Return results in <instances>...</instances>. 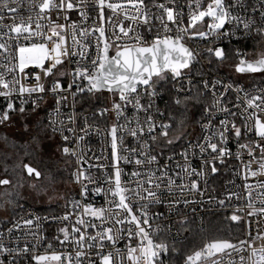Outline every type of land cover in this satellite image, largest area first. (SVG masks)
<instances>
[{
  "label": "snow or ice",
  "instance_id": "1",
  "mask_svg": "<svg viewBox=\"0 0 264 264\" xmlns=\"http://www.w3.org/2000/svg\"><path fill=\"white\" fill-rule=\"evenodd\" d=\"M150 2L161 12L155 20L163 35L158 30L149 40L139 30L144 27L151 33L155 27L145 0H0V98H3L0 128L13 127L16 123L13 117H16L20 122L16 131L21 137L29 138L23 145L25 156L31 155L27 151L31 142L37 147L44 145L52 156L59 153L62 157L75 158L77 168L71 177L80 185L79 196L86 198L89 192L103 193L105 200L101 207L91 203L81 205L75 198L67 200L65 206L76 214L75 223L71 231L67 226L59 228L63 238L57 236L56 239L62 246L71 245L73 253L38 255L35 250L44 238L32 231V227L39 229L41 219L68 221L72 212L59 217H41L30 212L27 218L17 219V209L23 212L24 205L19 203L21 196L16 189L23 184L0 178V186H8L0 191L3 198L0 209L7 205L12 212L10 218L3 221L4 225L11 226L0 230V264L6 261L20 264L21 260L27 264L29 259L35 264H73V261L74 264H114L112 252L105 251L107 246L116 253L115 264H125V261L128 264H223L225 257L227 264H264V247L253 246L257 237L264 238V206L255 207L252 186L244 184L247 198L244 207L234 208L225 217L230 226L243 225V238L208 239L209 229L203 216L196 214L195 206L206 204L205 211L210 212L217 205L221 209L226 207V199L231 202L233 196L238 200L240 197L228 192L226 199L209 195L206 201L196 200L194 194L203 198L205 192L200 189L198 180L192 178L204 179L207 186V177L218 171L216 161L223 163L225 156L232 155L227 148L230 140L237 145V159L241 158V152L249 158L242 161L243 179L264 175V118L261 116L264 114V0H257L256 4L246 3V0H188L186 21L182 11L174 10L175 0H171V4ZM25 5L29 15L18 16L19 9ZM125 5H130L135 14L127 12ZM105 9L112 14L123 13V19L119 15L105 17ZM73 13L77 20L71 19ZM89 21H92L91 26H88ZM170 24L175 27L174 34ZM189 41L209 45L203 52L210 66H225L227 61L234 60L228 66L236 74L259 76V83H253L250 92L220 78H204L203 70L196 67L200 53L188 46ZM249 41L260 48L255 58H249L250 54L245 51ZM169 81L175 95L165 102L162 110L155 100L162 96V85ZM221 87L224 91L218 94ZM229 91L236 93L235 103L226 100ZM104 93H108L109 98H105ZM209 95L212 104H202ZM49 97L52 104L45 109ZM93 98L101 105L107 99V106L94 109V116L103 117L111 111L118 121L122 118L125 121L113 124L108 132L113 173L107 176V188L81 166L87 163L81 143L93 130V125L84 116L83 126L77 131L75 108L78 103L83 108ZM70 100L71 110L62 112L69 107ZM189 102L202 108V136L195 141L188 140L179 153L184 160L179 167L189 180L185 183L181 176V182L176 184L168 171L173 155H168L166 162L160 164L158 155L151 153L158 149L159 156L163 157L165 149L174 150L176 143L184 139L182 129L186 117L176 119L171 109L186 111ZM129 107L132 117L126 115ZM42 111L47 115H41ZM140 113H144L143 120ZM217 113L224 114L218 124L214 123ZM237 113L240 124L236 122ZM96 131L100 134L99 129ZM118 132L120 145H123L125 132L139 144V150L125 148L124 151L131 156H136L138 151L141 158L133 161L129 156L118 154ZM170 132L175 134L170 135ZM145 133L151 143L143 140ZM0 139L7 145L10 137L4 133ZM17 143L12 141L13 146ZM196 155L201 157L199 169L190 163V157ZM121 162L134 163L141 170H134L128 181H122ZM253 162H258L255 170L251 168ZM12 170L21 180L42 177V172L23 158ZM4 171H8L7 166ZM43 179V185H28L36 191L37 197L47 194L55 183L51 173ZM256 187L264 189V181ZM186 193L193 194L192 198ZM260 195V203L264 205V193ZM53 199L48 196L49 202ZM59 199L65 197L61 195ZM197 222L199 227L194 228ZM21 232L35 242L21 246ZM5 233L10 237L15 234L14 247L2 242ZM197 238L201 246H197ZM133 239L137 241L135 246L131 243ZM121 240L126 241L124 256L116 247ZM47 247L51 248V243Z\"/></svg>",
  "mask_w": 264,
  "mask_h": 264
},
{
  "label": "built area",
  "instance_id": "2",
  "mask_svg": "<svg viewBox=\"0 0 264 264\" xmlns=\"http://www.w3.org/2000/svg\"><path fill=\"white\" fill-rule=\"evenodd\" d=\"M113 2H122V0H113ZM156 3H165V4H171V0H156ZM145 3L148 4L149 8H150V15L153 17L151 23L153 25H155V27H153L152 32L148 33L147 29L144 27H141L139 30L144 34L146 39H151L152 36L157 34V31L159 30L160 34L163 35V31L162 29L159 28V22L157 20H155V17L158 15H161V12L159 10H157L156 8L152 7L151 3H148L145 0ZM246 3H251V4H256L257 0H246ZM188 0H175L174 3V10L179 12L182 11L184 13V19L185 21L187 20V13H188ZM26 5L22 6L19 9V12L17 13L18 16L22 15L27 17L29 15V13L25 10ZM125 10L127 12H129L130 14H135L134 9L130 6V5H125ZM95 15V13H93V16ZM108 15H113L114 18L116 15H119L121 19H123V13H117V14H112L110 13L109 10L105 9V17H107ZM71 19L72 20H77L78 17L75 13L71 14ZM257 19H258V14H257ZM165 22H167L165 20ZM127 23V22H126ZM92 21L88 22V26H91ZM135 26V25H134ZM170 27L173 28V34L175 32V27L173 25L170 24ZM233 44H236L235 41H233ZM251 44L252 46V42H246V46H245V51H247L249 54V49H248V45ZM188 46L191 47L193 50L197 51L200 53V56L198 57L200 63L196 66L197 69H202L203 72L205 73V77L207 79H211L213 77L216 78H220L222 80H224L225 83L228 82H233L234 84H239L241 86L244 87L245 90L247 91H252V85L253 82L252 80H247L244 78V75H242L241 78L233 80L230 77H227L221 73L215 72L209 65L208 63V57L207 54L203 52V49L205 47H208L209 45L204 44V43H192V42H188ZM225 48L228 47L227 44L223 45ZM239 46V45H237ZM258 48V47H257ZM249 58H253V56H249ZM31 67V66H30ZM36 71H39L38 69ZM172 83V82H171ZM176 87H179V85H177ZM173 89V84H170V88L169 91H166L164 87H162L163 90V94L160 98L155 100V104L161 108L162 110L164 109V105L166 101H170V97H174L175 93L172 91ZM224 89L218 88V94L219 92H223ZM241 98L243 99V93H240ZM235 97H236V93L234 91H229L226 93V100L231 101L232 103H235ZM109 98V97H108ZM3 104V98H0V105ZM52 104V100L51 98H46V103L44 104V108L47 109L49 105ZM202 104H207V105H211L212 104V97L209 95L207 97H205L202 100ZM102 106H107V102L105 105ZM100 106V107H102ZM199 106V105H198ZM229 107H231V104L228 105ZM71 110V100L69 101V107L68 108H64L62 109V112L66 113L68 111ZM202 110V109H201ZM75 111L77 113V131L79 130V127L83 126V117L87 116L88 117V123L90 125H93V130L87 135L85 136L84 141L81 143V148L84 150L85 154H86V159H87V163H83L81 166L85 169V170H89L92 174V176L97 180L98 183L103 184V186L105 188L108 187V184L106 183V179L107 176H111L113 173V169L111 167V136L108 135V132L111 128V126L113 124H123L125 121L124 119H120L119 121L117 120L115 113L109 111L105 116L100 117L98 114L97 115H93V111L94 109L91 110H84L83 108H81L80 104L78 103L76 105ZM233 111H235V109H233ZM47 115V112L44 111V116ZM126 115L128 117H132L133 112L132 109L129 107ZM217 119L216 121H214V123L218 124L219 119H223L224 118V114L223 113H217ZM262 118H264V114H261ZM239 113H237V124H240V120H239ZM167 117H165L166 119ZM140 119L143 120L144 119V113H140ZM231 119V117H230ZM203 122V116H202V111H200L199 114V119L197 120V122L195 124H192V126L190 127V132L189 134H185L184 139L181 141H178L174 147V150H169V149H165V155L163 157H160L158 154V149L156 151H153L151 154L154 155H158V160L160 164H164L166 162V157L168 155H173V159L171 161L168 162V171H169V175L176 181V184H179L180 181V177L183 176L184 177V182L188 183L189 177H187L186 175H184V173L181 171V168L179 166H182L184 164V160L183 158L179 155V153L183 150V146L188 142V140H192L195 141L198 137L202 136L201 133V123ZM96 129H99V133L97 134ZM121 134L118 132L117 133V137H118V154L122 155V156H129L130 159H132L134 161V159L136 158H141L138 155V151H137V155L136 156H131L130 153L125 152L124 149L128 148H137V150H139V144L133 139V137H131L130 135L127 134V132H125L123 134V145L119 144V136ZM251 135V134H249ZM58 140H59V136H57ZM143 140H148L149 143H151V141L149 140L147 133H145V136L143 137ZM60 142V141H59ZM241 142H245L244 140H242ZM227 148L228 150L232 153L231 156H225L224 157V162L220 163L219 161H216V167L218 169L216 174H210L207 177V186H205V182L204 179L201 178H196V177H192L193 179H197L198 180V185L200 187V189L202 191L205 192V195L203 198H201L198 194H194V198L196 200H207L209 195H214L216 196L217 199L220 198H224L226 199V194L228 192H233V193H237L239 194L240 199L238 200L236 196L232 197L231 202H228L226 199V207L224 208H219V206L217 205L216 207H213L211 209L210 212L205 211V209L207 208V205H196V214L199 216H203L204 219V224L206 225V216L208 214L211 213H220V212H224L227 213L228 215H230L233 211L234 208L236 207H244V205L247 203V198H246V190L244 188V184L248 183L252 186V200L254 201L255 207L259 208L261 206L260 200H261V193H264V189H260L258 187H256V185L261 182L264 181V175H259L257 177H249L247 180L243 179L244 176V169H243V165H242V161L246 162L248 161V157L244 152H241V158L237 159L236 158V152H237V145L234 141L230 140L229 143L227 144ZM73 160V168H72V172L74 170H76L77 165L75 163V158H72ZM190 163L192 165V167L199 169L200 168V164H201V157L199 155H196L195 157H190ZM119 166L122 168L123 171V175L121 177L122 181H128L130 179V174L134 171V170H141L139 169L138 166H135L134 163H129V164H124L123 162H121L119 164ZM145 168L148 167V165L144 166ZM258 167V162H253L251 164V168L253 170H255ZM205 171L207 172V169H205ZM71 172V173H72ZM157 175H159V173H157ZM71 183L73 185V194L71 195L70 199L75 198L76 200H80L81 205L85 204V203H91L93 204L95 207H101L105 204V200H104V195L103 193L100 194H96L93 195L91 194V192H89L88 196L86 198H81L79 196V190H80V185L76 184L73 182L72 177H71ZM91 188V185L89 186ZM178 194V193H177ZM190 198H192L193 194H187ZM69 199V200H70ZM163 210V209H160ZM82 211V208H81ZM33 212L34 214L40 215L41 217L43 216H62L64 215L66 212H72V215L70 217V219L68 221H58V222H53L51 220H43L41 219L39 221L40 223V228L36 229L35 226L32 227V231H36L38 232L39 235H41L44 239L42 241V245L38 244L37 248L35 250V254H45V253H51V252H57V253H73V248L71 245H61L59 243V241L56 239L57 236H60V238L62 239V234H60L58 232V229L61 227H65L67 226L69 231H71V227L73 226V224L75 223V219H76V214L75 212H73L71 207H67V210L65 211H41L37 208L34 207H27L23 210V212H19L17 215V219H19L20 216H23L25 218L28 217L29 213ZM188 212L191 214V208L188 209ZM241 215H243V213H241ZM85 219H90V217H85ZM4 220H0V230H3L4 227H10L11 225H4L3 223ZM98 223V222H97ZM197 227H199V222H197L196 224ZM243 226V225H242ZM91 231V230H89ZM173 232H175V228L173 229ZM253 235H256L255 233H253ZM243 238V237H241ZM14 240H15V234H13L11 237L5 233V236L3 237V243H5L7 246L9 247H14ZM25 242H35L34 239L32 237H24L23 233L21 232V239L19 241V243L21 244V246H23V244ZM136 240L133 239L132 240V245L135 246L136 244ZM48 243H51L52 247L48 248L47 245ZM125 240H121L116 244L117 248L121 249V256L125 255ZM202 243L199 245L201 246ZM253 246L254 247H264V238L261 237H257L254 241H253ZM105 251L107 252H112L113 254V261L115 264V257H116V253L114 251V249L111 246H107ZM31 249H30V254L31 255ZM2 258V257H0ZM227 257L224 258L223 264H227ZM7 264V261H6ZM20 264H25L24 260L20 261ZM27 264H35V262L31 261L30 259L28 260ZM74 264V261H73ZM125 264H128L127 261H125Z\"/></svg>",
  "mask_w": 264,
  "mask_h": 264
},
{
  "label": "trees",
  "instance_id": "3",
  "mask_svg": "<svg viewBox=\"0 0 264 264\" xmlns=\"http://www.w3.org/2000/svg\"><path fill=\"white\" fill-rule=\"evenodd\" d=\"M148 3H151L150 0H146ZM156 1V0H155ZM248 49L249 52L251 54V56H253L255 54V52L257 51V47H254V45L249 44L248 45ZM235 61L234 60H229L226 62L225 66H220V65H214V66H210L215 72L221 73L227 77L232 78L233 80L236 81V78H234L229 72H227V68L229 67L228 65L233 64ZM219 69V71H216V69ZM260 78H256L255 80H253V82L255 83H259ZM170 84L171 81H169L167 84L162 85V87L165 88L166 91H169L170 88ZM105 98L109 97L108 93H104L103 94ZM107 99H105V103L106 104ZM189 106L187 107V110L185 111L184 109H180V108H176L173 107L171 109L173 116L176 117V119H180L182 118V116L186 117L185 119V127L182 129V131L186 134L188 132V127H191L192 124H195L197 122V120L199 119V114L200 111H202L200 106H193V102L191 104H188ZM102 106L100 104V101L93 98L92 100H90L89 103H86L83 107L84 110H91V109H96L97 107ZM41 115H44V111L41 112ZM173 123V128H175V121H172ZM175 132H170V135H174ZM12 141H17V145L13 146ZM3 142V140H2ZM25 142V141H24ZM24 142L18 138V140H14L12 138L9 139L8 144L6 145L3 142V146L0 149V163L2 166H7L8 169H11L10 166L14 165L15 163H18L20 161V158H23L24 162H32L34 159H36V149H34L35 144L29 142L28 147H27V151L29 153H31L30 156H25V147ZM52 161H55V163L53 164ZM72 168H73V160L72 158H67V157H62L60 156V154L58 153V156L50 161V169L53 171L54 173V179L55 181L61 183V184H70L71 182V172H72ZM73 194V191H72ZM71 194V195H72ZM71 198V196H69L66 199L69 200ZM65 203H61V204H57L54 206H49V207H35L34 205L27 203V204H23L24 205V209L27 207H35L38 208L42 211H65L67 210V207ZM21 212L19 209H17V213ZM228 216L227 213L224 212H220V213H211L208 214L206 216V226L209 229V233H208V239L211 238H233V237H237L240 236L242 237V230H243V226H239V227H234V226H230L228 221L225 220V217ZM219 225V229L216 230V226ZM194 228H198L196 225H193ZM202 242L199 241V239L197 238V246H199Z\"/></svg>",
  "mask_w": 264,
  "mask_h": 264
},
{
  "label": "rangeland",
  "instance_id": "4",
  "mask_svg": "<svg viewBox=\"0 0 264 264\" xmlns=\"http://www.w3.org/2000/svg\"><path fill=\"white\" fill-rule=\"evenodd\" d=\"M260 51V48H257V51L253 55V58H255L256 53ZM227 72H229L234 78L239 79L242 77L240 74H236L234 72V69L231 67L227 68ZM245 79L249 80H255L256 78H260L259 76H249L244 75ZM192 102H189L191 104ZM189 106V105H188ZM14 120H16V123L13 127L10 128H0V136H2L4 133H8L9 137L18 140L21 139L23 142L27 139H29L27 136L21 137L20 132H17L16 129L20 128V122L16 119V117H13ZM190 127H188V132L186 134H189ZM56 141L59 143L58 138L56 137ZM47 143V141H45ZM3 146L2 139H0V149ZM34 149H36V159H34L31 163L33 166L37 167L38 170L42 172V177L40 180H33L30 178L25 177L23 180L20 179V175H17L16 172H13L12 168L13 165L10 166L11 169H8L7 172L4 171L5 167L1 165L0 163V178H8L12 180L14 183L20 182L23 184V187H18L16 191L20 193L21 199L19 200L20 204H27L30 203L34 205L35 207H49L54 206L57 204L65 203L66 199L71 196L73 191V185L70 182V184H61L57 181L48 188L47 194H42L41 196H36V191L32 188H29V184H38L43 185L45 184V181L43 177L49 173H51L54 177L53 171L50 169V161L55 159L58 156V153L55 154V156H52L51 153L48 152V149L41 145L40 147H37L35 145ZM20 162V161H19ZM18 171V170H17ZM22 175V174H21ZM8 186H0V191H3V188ZM53 188H55V191H53ZM51 195L54 197L52 202L48 201V196ZM63 195L65 199H59V197ZM27 202V203H26ZM0 203H3V198H0ZM34 207V208H35ZM38 209V208H37ZM40 210V209H39ZM42 211V210H41ZM12 215L11 208H9L7 205L5 208L0 209V220H4L5 218H10Z\"/></svg>",
  "mask_w": 264,
  "mask_h": 264
}]
</instances>
